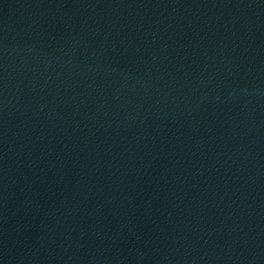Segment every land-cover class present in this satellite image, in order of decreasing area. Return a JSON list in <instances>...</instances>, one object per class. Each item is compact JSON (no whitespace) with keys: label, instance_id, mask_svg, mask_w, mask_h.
Instances as JSON below:
<instances>
[{"label":"water","instance_id":"obj_1","mask_svg":"<svg viewBox=\"0 0 264 264\" xmlns=\"http://www.w3.org/2000/svg\"><path fill=\"white\" fill-rule=\"evenodd\" d=\"M0 264H264V0H0Z\"/></svg>","mask_w":264,"mask_h":264}]
</instances>
